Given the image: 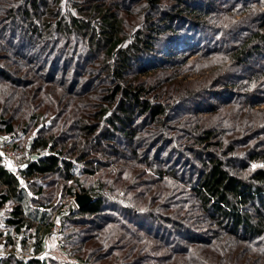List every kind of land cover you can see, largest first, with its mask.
Segmentation results:
<instances>
[{
    "label": "trees",
    "instance_id": "1",
    "mask_svg": "<svg viewBox=\"0 0 264 264\" xmlns=\"http://www.w3.org/2000/svg\"><path fill=\"white\" fill-rule=\"evenodd\" d=\"M253 1L0 0V140L30 136L20 167L0 157V247L31 252L1 264H264ZM75 192L94 201L47 254L46 208Z\"/></svg>",
    "mask_w": 264,
    "mask_h": 264
},
{
    "label": "rangeland",
    "instance_id": "2",
    "mask_svg": "<svg viewBox=\"0 0 264 264\" xmlns=\"http://www.w3.org/2000/svg\"><path fill=\"white\" fill-rule=\"evenodd\" d=\"M252 5H253V7H255L257 12L264 11V5H262L259 2L256 3V1H253ZM224 7L227 8V7H229V5H225ZM230 13H232V12L231 11L225 12V14L220 17V19H219L220 22L218 20L217 23H219L221 28L227 26L228 25L227 23H232L231 22L232 20H231V17H230V15H231ZM236 18H239V17H236ZM194 59L198 60V58H196L195 55H193V56L191 55L189 57V61L190 62L193 61ZM211 61H212L211 58H208V59L203 58L202 60L200 59L201 65H204V66L207 65V63H210ZM200 73L201 74H198L195 71L189 70V71L184 72L179 78H184L186 81H191L193 79L201 80L203 78L204 74L205 75L207 74L206 71L203 72L202 70L200 71ZM202 73H204V74H202ZM254 109H257V111L258 110H263L264 111V102L259 103L256 106H254ZM29 137L30 136H26V137L21 136V137H15V138L3 137L0 140V144H2L3 146L10 145V146H12L13 149H16L15 145H17V147H18L17 149H20L23 153L26 154L27 153V146L29 144ZM52 205H55V204L53 203ZM71 209H76L73 206V203L71 201V197L64 198V199H62V201L59 202L58 211H57V209L51 210V208H49V207L46 208V210H47V212L49 214L47 216V218H48L47 222L53 223V225L50 228V233L51 234H52L53 226L55 224H59L57 222V221H59V217H57V216H59V214L61 212H69ZM59 234H60V228H59V231H58L57 235L53 234L54 238L50 237L49 239H47L45 241V250H43V252L46 251V253L47 252L49 253V251H50L53 255L61 256L60 251L56 249V243H58L59 237H60ZM5 241L6 240L3 238L2 243H5ZM24 251H28L29 252L30 251L29 246L28 247H21L18 244H16V245H5L4 246V245L1 244L0 256H6V255L10 254L11 252H14L17 255L21 256L22 252H24ZM69 262L72 263V260H69Z\"/></svg>",
    "mask_w": 264,
    "mask_h": 264
},
{
    "label": "built area",
    "instance_id": "3",
    "mask_svg": "<svg viewBox=\"0 0 264 264\" xmlns=\"http://www.w3.org/2000/svg\"><path fill=\"white\" fill-rule=\"evenodd\" d=\"M0 157L7 163L8 167L11 169H16L20 167L22 164H24L28 160V155L23 153L20 149H17V148L13 149L12 146L10 145L3 146L2 144H0ZM71 201L73 203V206L76 209H78V206L74 201V197H71ZM59 228H60L59 224H55L52 229V234L57 235ZM21 256L24 258H29L31 257V252L24 251L22 252Z\"/></svg>",
    "mask_w": 264,
    "mask_h": 264
},
{
    "label": "water",
    "instance_id": "4",
    "mask_svg": "<svg viewBox=\"0 0 264 264\" xmlns=\"http://www.w3.org/2000/svg\"><path fill=\"white\" fill-rule=\"evenodd\" d=\"M74 201L78 208L84 207L94 201V198L87 193L75 192Z\"/></svg>",
    "mask_w": 264,
    "mask_h": 264
}]
</instances>
